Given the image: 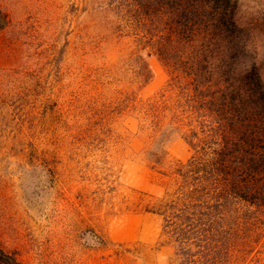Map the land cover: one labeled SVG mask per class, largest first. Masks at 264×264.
<instances>
[{"label":"rangeland","instance_id":"1","mask_svg":"<svg viewBox=\"0 0 264 264\" xmlns=\"http://www.w3.org/2000/svg\"><path fill=\"white\" fill-rule=\"evenodd\" d=\"M238 2L264 77V0ZM89 22L86 0H0V248L22 264H170L161 217L133 205L161 197L164 178L138 121L108 118ZM148 61L146 97L168 79ZM165 148L174 161L193 153L179 135Z\"/></svg>","mask_w":264,"mask_h":264},{"label":"trees","instance_id":"2","mask_svg":"<svg viewBox=\"0 0 264 264\" xmlns=\"http://www.w3.org/2000/svg\"><path fill=\"white\" fill-rule=\"evenodd\" d=\"M86 10L87 42L112 88L108 118L138 121L151 168L164 178L161 197L143 193L133 205L161 217L175 249L170 264H264L257 26L243 20L238 0H86ZM152 55L168 79L146 97ZM176 135L193 150L186 161L165 148ZM0 264L22 262L0 248Z\"/></svg>","mask_w":264,"mask_h":264}]
</instances>
